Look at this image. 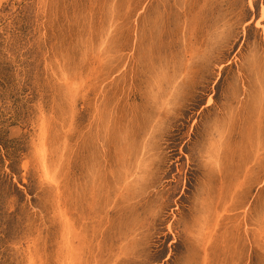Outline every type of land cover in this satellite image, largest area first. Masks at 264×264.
<instances>
[{
  "label": "rangeland",
  "instance_id": "rangeland-1",
  "mask_svg": "<svg viewBox=\"0 0 264 264\" xmlns=\"http://www.w3.org/2000/svg\"><path fill=\"white\" fill-rule=\"evenodd\" d=\"M262 9L0 0V264H264Z\"/></svg>",
  "mask_w": 264,
  "mask_h": 264
},
{
  "label": "bare ground",
  "instance_id": "bare-ground-1",
  "mask_svg": "<svg viewBox=\"0 0 264 264\" xmlns=\"http://www.w3.org/2000/svg\"><path fill=\"white\" fill-rule=\"evenodd\" d=\"M260 17H261L260 19H262V17H264V9H262V14H261ZM258 24H260V21H258ZM208 100H209V102H210V99H209V98H208Z\"/></svg>",
  "mask_w": 264,
  "mask_h": 264
},
{
  "label": "snow or ice",
  "instance_id": "snow-or-ice-1",
  "mask_svg": "<svg viewBox=\"0 0 264 264\" xmlns=\"http://www.w3.org/2000/svg\"><path fill=\"white\" fill-rule=\"evenodd\" d=\"M249 2L251 3V0H249ZM262 19H264V17H262Z\"/></svg>",
  "mask_w": 264,
  "mask_h": 264
}]
</instances>
